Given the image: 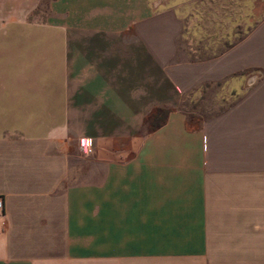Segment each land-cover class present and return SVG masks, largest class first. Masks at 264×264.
<instances>
[{"label": "crops", "instance_id": "0c3cea01", "mask_svg": "<svg viewBox=\"0 0 264 264\" xmlns=\"http://www.w3.org/2000/svg\"><path fill=\"white\" fill-rule=\"evenodd\" d=\"M217 1L0 0V264H264V0Z\"/></svg>", "mask_w": 264, "mask_h": 264}, {"label": "rangeland", "instance_id": "374dc122", "mask_svg": "<svg viewBox=\"0 0 264 264\" xmlns=\"http://www.w3.org/2000/svg\"><path fill=\"white\" fill-rule=\"evenodd\" d=\"M228 4H229L228 0H218L215 3V5L217 6H224ZM211 5L212 4L209 3L208 1L202 4V6H205L204 9H206V7L209 8ZM231 6H233V3H231ZM212 16L213 15L211 13V9L209 8L208 14H205V17L208 18L207 25L210 26L211 28H214V21L217 20L212 19L213 18ZM218 32L219 31H215L216 34ZM239 97L240 95H235L222 99L218 95V87L211 86L205 88L203 90V93H199L198 95L193 97L189 96L185 98V100L182 101L181 106L183 110H185V112L189 115V117L205 118L220 112L221 110L229 106V104H231L235 100H238ZM148 121H152V118H149Z\"/></svg>", "mask_w": 264, "mask_h": 264}, {"label": "built area", "instance_id": "2783aa9c", "mask_svg": "<svg viewBox=\"0 0 264 264\" xmlns=\"http://www.w3.org/2000/svg\"><path fill=\"white\" fill-rule=\"evenodd\" d=\"M81 146L84 148V149H86V151L88 152V153H91L92 151H93V142H92V140L91 139H83L82 141H81ZM3 207H4V202H3V200L0 198V211H2L3 210Z\"/></svg>", "mask_w": 264, "mask_h": 264}, {"label": "trees", "instance_id": "16d2710c", "mask_svg": "<svg viewBox=\"0 0 264 264\" xmlns=\"http://www.w3.org/2000/svg\"><path fill=\"white\" fill-rule=\"evenodd\" d=\"M168 114L167 110H163V109H157L156 111H154L153 115H155V121H165L166 116Z\"/></svg>", "mask_w": 264, "mask_h": 264}]
</instances>
